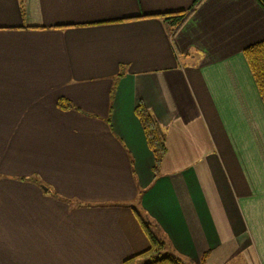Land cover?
Listing matches in <instances>:
<instances>
[{
  "label": "crops",
  "instance_id": "1",
  "mask_svg": "<svg viewBox=\"0 0 264 264\" xmlns=\"http://www.w3.org/2000/svg\"><path fill=\"white\" fill-rule=\"evenodd\" d=\"M0 0V264H264V0ZM61 100L70 108L59 107ZM162 127L155 175L135 108ZM142 264V263H139Z\"/></svg>",
  "mask_w": 264,
  "mask_h": 264
},
{
  "label": "trees",
  "instance_id": "2",
  "mask_svg": "<svg viewBox=\"0 0 264 264\" xmlns=\"http://www.w3.org/2000/svg\"><path fill=\"white\" fill-rule=\"evenodd\" d=\"M202 1L203 0H195L193 8L189 11L169 13L159 15V17L163 19L173 32H175L185 23L192 10ZM243 53L264 104V41L247 47ZM58 105L61 108L71 107V104L64 100H61ZM135 115L142 126L147 145L153 153V171L155 175L158 176L161 171L163 160L167 154L164 130L143 103L140 102L136 106ZM136 217L149 241V248L125 260L123 264H182L177 258L166 254V243L155 235L151 228V223L137 214ZM208 256L209 252H206L202 257L201 264H205Z\"/></svg>",
  "mask_w": 264,
  "mask_h": 264
},
{
  "label": "rangeland",
  "instance_id": "3",
  "mask_svg": "<svg viewBox=\"0 0 264 264\" xmlns=\"http://www.w3.org/2000/svg\"><path fill=\"white\" fill-rule=\"evenodd\" d=\"M165 254V253H164ZM238 264H240V263H238Z\"/></svg>",
  "mask_w": 264,
  "mask_h": 264
}]
</instances>
